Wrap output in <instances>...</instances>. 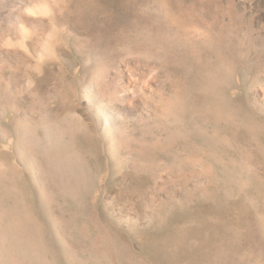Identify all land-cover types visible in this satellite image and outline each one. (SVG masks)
Instances as JSON below:
<instances>
[{
  "label": "rangeland",
  "instance_id": "374dc122",
  "mask_svg": "<svg viewBox=\"0 0 264 264\" xmlns=\"http://www.w3.org/2000/svg\"><path fill=\"white\" fill-rule=\"evenodd\" d=\"M0 264H264V0H0Z\"/></svg>",
  "mask_w": 264,
  "mask_h": 264
}]
</instances>
